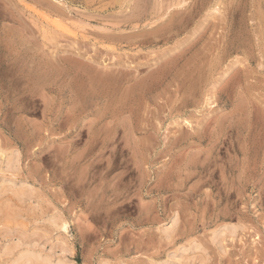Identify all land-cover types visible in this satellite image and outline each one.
<instances>
[{
    "label": "rangeland",
    "instance_id": "obj_1",
    "mask_svg": "<svg viewBox=\"0 0 264 264\" xmlns=\"http://www.w3.org/2000/svg\"><path fill=\"white\" fill-rule=\"evenodd\" d=\"M13 152L0 264H264V0H0Z\"/></svg>",
    "mask_w": 264,
    "mask_h": 264
},
{
    "label": "bare ground",
    "instance_id": "obj_2",
    "mask_svg": "<svg viewBox=\"0 0 264 264\" xmlns=\"http://www.w3.org/2000/svg\"><path fill=\"white\" fill-rule=\"evenodd\" d=\"M14 153V152H13ZM12 153V154H13ZM3 154V153H2ZM1 154V155H2ZM15 155H10V156H8V157H5V156H7V154H5L4 153V155H2V156H0V164L2 165V166H4L5 167V169H6V171L8 170H11V171H9V172H13V170H15V168L17 167V162H18V160H17V157H18V155H16V153H14ZM1 168H3V167H1ZM1 168H0V172H1ZM4 169V168H3ZM4 169V170H5ZM17 169V168H16ZM3 172V171H2ZM12 176V175H11ZM15 186V185H14ZM13 186V187H14ZM17 186V185H16ZM15 188V187H14ZM20 192H22V191H20ZM27 193H28V191H27ZM23 194V193H22ZM21 194V195H22ZM171 220L169 221L170 222V224L169 225H167V226H165V227H163L162 226V228H161V231H160V234L162 235H164V237H169V235L171 234V233H173L172 231L174 230L173 228L176 226V223H177V216H176V214H173V216H172V218H170ZM63 224V223H62ZM61 224V228L63 227V229H65L66 227L65 226H63ZM232 228V227H231ZM230 228V229H231ZM219 231V230H218ZM234 231H235V228H232L231 229V233L230 234H234ZM220 234L218 233V232H215V233H213L212 234V237H211V242L214 244H220ZM167 239V238H166ZM223 241V240H222ZM221 245V244H220ZM222 246V245H221ZM193 247V246H192ZM191 247V248H192ZM218 247H219V245H218ZM184 249L185 248H183V249H181L180 248V250H183L184 251ZM190 249V248H189ZM35 250V249H34ZM179 250V249H178ZM179 250V251H180ZM39 251V250H38ZM177 251V250H176ZM174 252V253H177V252ZM178 251V253H180ZM41 251H39V253H40ZM37 253V252H35V251H32V250H29V248H26V250L24 249V251H21L16 257H15V259L11 262V263H9V264H66V261L68 260L69 261V259H66L65 257H64V259L66 260H64V259H62L61 260V258H60V260H59V258H58V260L57 261H52L53 259H57V257H54L53 259H52V257L50 258V256H48V254H46L45 252H44V254L42 255V253ZM177 253V254H178ZM173 254V253H172ZM46 255V256H45ZM50 255H51V253H50ZM170 256V255H169ZM178 256H179V254H178ZM175 257V255L173 254V258ZM176 257H177V255H176ZM175 257V258H176ZM175 258L173 259V260H175ZM178 258V257H177ZM171 259H172V255H171ZM67 263H69V262H67ZM70 264H71V262H70Z\"/></svg>",
    "mask_w": 264,
    "mask_h": 264
}]
</instances>
